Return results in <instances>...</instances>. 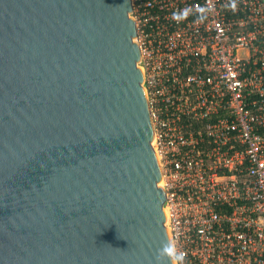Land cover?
I'll list each match as a JSON object with an SVG mask.
<instances>
[{
  "label": "water",
  "instance_id": "1",
  "mask_svg": "<svg viewBox=\"0 0 264 264\" xmlns=\"http://www.w3.org/2000/svg\"><path fill=\"white\" fill-rule=\"evenodd\" d=\"M131 0H0V264H174Z\"/></svg>",
  "mask_w": 264,
  "mask_h": 264
},
{
  "label": "built area",
  "instance_id": "2",
  "mask_svg": "<svg viewBox=\"0 0 264 264\" xmlns=\"http://www.w3.org/2000/svg\"><path fill=\"white\" fill-rule=\"evenodd\" d=\"M174 264H264V0H131Z\"/></svg>",
  "mask_w": 264,
  "mask_h": 264
},
{
  "label": "clouds",
  "instance_id": "3",
  "mask_svg": "<svg viewBox=\"0 0 264 264\" xmlns=\"http://www.w3.org/2000/svg\"><path fill=\"white\" fill-rule=\"evenodd\" d=\"M162 254L169 259L173 256H177L178 253L175 251L174 247L171 244L165 245L161 250Z\"/></svg>",
  "mask_w": 264,
  "mask_h": 264
}]
</instances>
